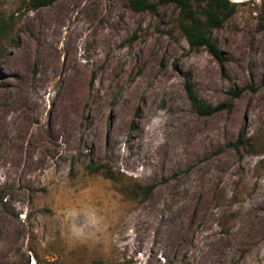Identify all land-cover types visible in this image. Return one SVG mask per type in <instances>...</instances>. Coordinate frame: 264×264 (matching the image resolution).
<instances>
[{
	"label": "rangeland",
	"instance_id": "rangeland-1",
	"mask_svg": "<svg viewBox=\"0 0 264 264\" xmlns=\"http://www.w3.org/2000/svg\"><path fill=\"white\" fill-rule=\"evenodd\" d=\"M230 1L219 61L175 4L0 0V264H264V0ZM248 218L258 243L231 247Z\"/></svg>",
	"mask_w": 264,
	"mask_h": 264
},
{
	"label": "trees",
	"instance_id": "trees-1",
	"mask_svg": "<svg viewBox=\"0 0 264 264\" xmlns=\"http://www.w3.org/2000/svg\"><path fill=\"white\" fill-rule=\"evenodd\" d=\"M137 12L155 11L162 5L175 4L180 9L178 26L193 48H206L217 60L223 61L222 52L214 40V31L221 28L225 22L232 17L235 8L230 0H126ZM55 0H32L35 9L48 7ZM204 6L200 11L194 10V5ZM6 26H3V29ZM187 92L192 104L199 114L203 116L214 115L225 109H230L232 104H222L214 107L206 105L198 100L193 86L186 84ZM242 91L234 92L239 97ZM100 169V168H99ZM98 169V172L100 171ZM153 186L144 189L149 195Z\"/></svg>",
	"mask_w": 264,
	"mask_h": 264
},
{
	"label": "bare ground",
	"instance_id": "bare-ground-1",
	"mask_svg": "<svg viewBox=\"0 0 264 264\" xmlns=\"http://www.w3.org/2000/svg\"><path fill=\"white\" fill-rule=\"evenodd\" d=\"M67 16V14H64V18ZM24 57H26L24 54L20 55L17 54L16 56H14L11 59V66L12 69L14 71H21L23 69L24 64L26 63V58L24 59ZM71 122V111H70V106H68V104L64 105V107L62 108L61 112L58 114V116L54 117L52 119V121H47L45 123V125L43 124L44 127V135L47 137V135H51L52 138H57L59 136V134L61 133V129L60 127L65 126L66 124H69ZM2 132H6L7 131V127L6 125H3L2 127ZM28 129H21L19 130L18 134H17V141L14 143L15 148L17 149V151H19L18 155L20 156V158H22L20 155V151L23 154V152L25 150H29L30 148H25L24 147V141L22 142V140L24 139V136L26 135ZM24 134V136H23ZM41 133L37 136V141H39L41 139ZM23 136V137H22ZM13 147V146H12ZM15 150V149H14ZM26 153L28 151H25ZM31 153H28V156H30ZM259 221L258 219H254V218H248L247 222L244 224V226L242 227V230L240 232V234L236 237V239L233 238V240L230 243L231 247H238V246H244L245 245H251L252 244H257L258 243V239L260 237V233L262 232L259 226Z\"/></svg>",
	"mask_w": 264,
	"mask_h": 264
},
{
	"label": "clouds",
	"instance_id": "clouds-1",
	"mask_svg": "<svg viewBox=\"0 0 264 264\" xmlns=\"http://www.w3.org/2000/svg\"><path fill=\"white\" fill-rule=\"evenodd\" d=\"M71 231H72L73 235L76 236L77 238H80L84 235L83 229L80 227H77L76 225L72 226Z\"/></svg>",
	"mask_w": 264,
	"mask_h": 264
},
{
	"label": "built area",
	"instance_id": "built-area-1",
	"mask_svg": "<svg viewBox=\"0 0 264 264\" xmlns=\"http://www.w3.org/2000/svg\"><path fill=\"white\" fill-rule=\"evenodd\" d=\"M34 264H35V261H34Z\"/></svg>",
	"mask_w": 264,
	"mask_h": 264
}]
</instances>
